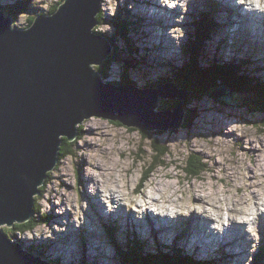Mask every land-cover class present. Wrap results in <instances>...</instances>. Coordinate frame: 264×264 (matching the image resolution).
<instances>
[{
  "label": "rangeland",
  "instance_id": "obj_1",
  "mask_svg": "<svg viewBox=\"0 0 264 264\" xmlns=\"http://www.w3.org/2000/svg\"><path fill=\"white\" fill-rule=\"evenodd\" d=\"M14 1L15 0L8 1L9 5L10 6L13 5L12 2ZM60 1L62 0H32L31 4H32L33 9L35 8L37 9L38 13L41 11L49 12V10L51 9L50 7L52 5L60 3ZM141 1H144V0H137L138 11H139L138 13L140 14L138 16L137 15H134V16L125 15V18L123 20L124 22L127 23V26H128L127 36L129 40H135V41H131L132 46L134 47L139 45L138 41L140 39L142 41L145 39L144 31H146V29L144 28V25L150 26L151 22L153 23L161 19V17L158 16L160 14V9L158 8H161L162 3L164 5V2H165V4H167V7L178 6L179 10L181 9V11L183 12H185L184 10H186V7L182 5L183 2L178 3L177 1H173V0H161L162 2H160L159 0L158 1L145 0L144 3L139 5ZM117 2L119 3V5L117 4ZM123 2H125V0H103L102 2L103 4L101 5V11L105 13L106 22H109V21L111 22L112 18L113 19L117 18L115 15H117V11L119 10V7L123 6ZM240 2H243V1L240 0ZM64 3H65V0L60 4V6L63 5ZM259 5L262 11L264 0H259ZM124 6H126V4ZM127 6L129 9H135L130 4V2L127 3ZM244 6H247V5L244 3ZM152 8H154V11H155L154 17L151 16V13L148 12V9H152ZM203 8L204 6H200V10ZM205 11H207V9ZM239 12L241 13V23H242L243 29L250 28L251 31H254L257 33V37L260 38L261 41L264 40L263 32L255 29L254 26L253 27L250 26L253 23L258 24L257 19L260 17H264V9L261 15L259 14L254 15V13H252L251 19L247 17V14L245 13V10L243 8H241ZM165 13L166 12L164 11L163 15ZM207 13L213 14L212 11L211 12L207 11L206 14ZM33 14H37V12ZM120 14L121 12L119 13V15ZM141 16L144 18L145 22H143V19ZM137 17L142 22V24L139 25V28L137 27L135 30L131 32V29L129 28L131 24L129 23V21H135ZM178 18L179 20L175 22L176 24L178 22H182L184 19L183 15ZM18 19H19V23H23V25L26 24L28 21V19H25L21 15L20 17H18ZM15 23L18 24L17 21H15ZM114 23L117 25L116 21H114ZM95 27H97V25H95ZM114 27L116 26L114 25ZM150 27L152 29L155 28L153 26H150ZM103 29L106 31L105 33H108L109 30L111 29V26L108 24L107 26H104V28L103 26L101 27L98 26L96 30L102 31ZM160 34L164 36V32H160ZM169 36L172 39V44L170 48L164 46L165 49L169 51L171 54L175 53L174 55L176 56V52H177L176 48H178L179 44H181L179 48L184 54H186V50L187 48H189L188 44L179 43V42L176 43L177 38L179 36L173 31L169 33ZM240 36L242 37V35ZM183 37L186 39L189 38L185 36L184 34H183ZM152 42H154V40H152ZM159 43H163L164 45H167L168 41H162ZM247 43L251 44L254 47H262V45H258L256 43H252V42H247ZM155 44L157 45L156 42ZM117 47H120L121 50H124L122 44L120 43L117 45ZM146 48L148 47H146L144 43L142 42L140 44V49H141L142 54H145L146 52H148ZM171 48L173 51L171 50ZM200 49H203V48L201 47L199 48V53H202ZM263 49H264V46H263ZM238 51L239 50H236L234 52L246 54V52L250 50H244L242 52H238ZM263 52L264 50H262L261 53ZM136 53H137V56L139 57L140 55H139L138 50H136ZM154 56L157 59L159 58L157 56V51L150 52L146 57H148V60L150 62L152 59L154 62H156V58ZM140 57L143 58V56H140ZM251 57L253 58L254 56L252 55ZM193 63H194V59H193ZM96 66L98 67L100 66V64ZM207 66H209V64H207ZM224 70L226 69H223V71ZM212 73L213 71L210 72L211 76H212ZM215 73L217 74L216 77H222V76H219L220 73H217V71H215ZM256 75L258 78L263 79L264 69L257 71ZM151 76H153V73ZM225 77H227V75ZM102 81L105 84H109L107 81H104V80ZM255 84L256 83L253 82L252 86H255ZM217 86H219L220 88L222 87L226 89V91H229L230 89L229 87H228L229 89L226 88L227 86L225 84H217ZM188 94L189 95L185 97V100L183 103V109L184 107L186 109L188 108V110L192 109L191 108L192 106L190 105L189 107L187 106L188 103H192V104L195 103L193 105H196L198 108L201 109V111L197 113V115L194 117V120L192 121V124H194V128L192 129V131L187 132L181 129L180 127L176 130L173 128H169L166 130L167 135L165 136L163 135L164 133H159L155 131L153 133H150L146 137L147 140L144 141L145 142L144 145L142 142L143 139L141 138V136H143L142 135L143 132L137 131L135 127H129L126 132L124 133L121 132V135H118L114 129H107L109 120L104 121L101 119V121L105 123V125L103 123H99V121L96 120L94 117L84 120L78 127V129L81 128L82 130L79 139L75 138V140L73 141H68L69 150L71 151V153L70 154L66 153L64 155L62 154L60 156L59 164L57 160L56 166L55 167L53 166L51 170L45 172L44 175L48 173V177L45 183L42 186L40 185L36 186V191L40 190V193L38 195L37 194L33 195V198H35L34 204H33L34 210H32L33 219H31L32 224H34L32 225L33 231L29 234L27 233L22 234L21 232H18L17 230L10 229V228L13 229L14 225L8 227L6 224L0 225V228L1 227L8 228L9 229L8 236L10 240L12 242H15V243L17 242L21 245H24L25 242L33 240V238L36 236L38 237L39 235L38 225L39 224H47V225L52 224L50 222V217L54 225H57V227L61 228L62 230H66L67 228L65 226L58 225L57 222H59L60 219L61 221L65 219L64 217H68L69 219L66 221H68L67 223L69 224V228L71 227L73 229V231L70 232V236L77 237V236H80V233H81L82 237H84L86 232L84 231L85 223L83 220L87 217L90 221L93 220V216L89 213V211L93 209V206L92 205L89 206L86 202V199L84 200V202H79V203L75 202V199L77 198L76 188L78 187L77 185L78 184L77 182L78 174L80 175L81 181L91 178L93 180L92 182L95 188L99 184L96 181L98 182L103 181L104 188L99 186V188L103 189V191L100 190V194H107L109 198L117 199L118 201L123 203L122 206L124 208L126 207L127 204L133 205V208L137 206L135 203V199L137 198L136 195L138 194L132 195L131 190L133 189L134 191L133 190L132 191L133 193H135V189L138 187L139 190L142 192L140 195V198L146 195L145 199H146V202H148L147 207H144V203H143V206H141V208L139 207V209L149 210V213L150 211H153L154 209L155 211L153 215H156V216L158 215L159 210L162 209L163 212H167L168 210H170L172 212L171 217L173 216V214L176 217H178L180 214V212L178 211L179 208L176 206L174 207V209L169 208L170 200H174V202H181V203H184L190 200L192 196H194V194L191 196L192 186H194L198 190L196 193V196L201 199L210 200L209 204L213 206L212 208H214L215 213L219 214V212L222 211V216L223 215H228V216L238 215L239 217L245 216V215H242V214L240 215L235 212H230L229 207L234 208V206L236 204L239 205V203L244 204L243 205L244 209L245 208L249 210L252 209V212L260 208L261 205H257L255 203L256 200H251L247 202V204L242 203V201L245 198L244 196L246 195V193H248V191H250L247 189V185L252 182L256 184L258 188H260L259 189L260 194H263L261 195V197H259V199H264V181H262L260 184V180H258V177L254 178V175L249 176L248 170H247L248 167H253L255 165V162H257V164L260 165V168L256 169L257 172L264 170V152H263L264 151V132H261L255 126H248L245 124L246 122H251L254 119H256L257 115L256 114L253 115L247 112L242 107L236 111V117L234 119H232V117H234V114H235L234 112L232 113V117L218 116V114L214 113L212 110L206 109L204 105H198L196 102H194V97L196 100L198 96L193 95L192 92H188ZM239 96L242 97L241 93H239ZM248 104L250 105L251 102L246 101L243 104V106H245L246 109H248L250 108ZM218 107L221 110H226V109H222L220 106ZM238 107H240V105H238ZM165 111H169V109L160 110L158 111V113L165 112ZM242 119H244V121ZM182 124H184V122ZM261 127L263 128L262 124H261ZM77 134H78V131H77ZM244 136L248 138L246 141L247 144L244 143L247 147L242 146L243 142L241 144H238L236 141L237 138H240L241 140H243L245 138ZM149 140H154L156 144L162 147L163 151L166 153V156L163 160V163L160 165H156L155 168L152 170V172H150L151 174H148V173L143 174L144 167L142 166L146 164L147 165L151 164V158L149 157V155L151 154V149H149ZM227 140H230L231 142H227ZM250 145H253V146H250ZM247 148L251 149L252 151L256 153L254 157L253 155L249 154V151ZM126 149H131L129 150V152L131 151V154L135 158H140L141 154L143 158L140 161H138V159H135L132 155L129 156L130 153L129 152L127 153L125 151ZM145 154L147 155V157H145ZM188 159H190L192 164H195L200 167L199 170L200 172H202L201 176L199 177L189 176L185 173L184 166ZM193 159H196V161H194ZM220 166L222 167L220 168ZM218 167L219 169L215 172L214 175L209 173L208 169H217ZM222 168H229V170L225 174V172H221ZM232 173H234V180L236 182V185L234 182H232L233 186H230L231 185L230 181L232 180V177L230 175ZM166 175H168L170 178L169 177L165 178ZM170 185L172 186V188L178 187L176 188L178 189V191L173 193V190ZM91 190L92 188L88 189L87 191L89 192ZM156 193H159V195L157 196ZM172 193L174 196L172 195L171 199L169 200V195ZM93 199L94 198L91 196V203L95 207V204H94V201H95L98 210L101 213H103V208L101 207L99 200H97V197L95 200ZM50 201L51 203L56 205L54 207L55 208L54 212L48 210L50 206L47 204ZM236 201H238V203ZM58 203L61 204V208H57L59 207ZM124 208H123V211H124ZM112 210L117 212L116 208ZM197 211L198 209H195V212H193L191 216L188 217L186 215L185 217L182 218L183 220L175 219V221H170L167 218V216H165L164 218H159V217L153 218L152 217L153 215L149 213H144L146 211H141L138 214H136L130 210L128 212H125L126 215L124 216L127 218L128 222L133 221L135 218L141 219V217L143 216V213L147 215V219L151 218L152 220H156L155 224H151L150 228H147L144 230H145V234L148 233L149 231L153 233L157 232L158 235L162 234V236H167L169 234V236L162 237L158 240V243L161 244L162 246L171 247L172 245L175 244L174 242L173 244H171L173 238L177 235H183L185 237L184 239H179V237H176L175 240H177V243L182 244L184 246V247H181V249L185 253L186 252L190 253V250L192 252H195L197 248L199 249L201 253H208L212 249V246H210L206 241H202L198 237H196V234H199V233L197 231V227L195 226L194 219L192 218V216L194 214H197L200 218L202 216L198 214ZM94 212L95 210L93 211V214ZM229 214H233V215H229ZM44 215L45 216L47 215L49 218H44L43 217ZM181 224H189L187 226V229H188L187 232H184V233H181V231L175 232V227L180 226ZM216 224L219 225L218 223H215V221L210 222V225L212 227L216 226ZM119 225L124 230L125 224L119 223ZM136 232L139 235H141L138 231ZM187 233H189L190 235L187 236L186 235ZM94 234H95V230H94ZM94 234H92L88 238L86 237V239L85 238L82 239L83 241L79 242V247L76 250V252L77 251L81 252L82 251L81 249L83 247H87V244H86L87 239H90L92 242L100 241V243L102 241L106 243L107 241L115 240V239L102 240L101 238H98L96 234L95 235ZM105 235L109 237H115L116 233L112 231V235H109L108 233H106ZM145 237H148V236H145ZM24 238H25V241H23ZM139 241L137 240L138 243ZM52 244H54L52 241L49 243L44 241L42 245L44 247L46 246V251L48 252L49 250H54L50 248ZM120 245L122 248V253H125L126 250H130L133 247V246L126 247V243H121ZM146 245L156 246V242L146 241ZM98 249L94 251L96 256L98 255V252H99ZM23 250L24 252L36 258V256H34L31 252L28 251L27 247ZM166 250L167 249H165V251ZM105 252L101 249L99 254L104 256L108 264H117L115 263L117 262V259L114 257V261H113V259L110 256L108 257L106 256ZM255 252L256 251H253V254H255ZM139 253H140V249H138L137 251L138 256H139ZM201 253L198 252V253H190V254L198 256L195 259L201 260L204 258L203 257L204 254H201ZM219 254L220 255L218 257L215 256L216 258H215L214 264H239L238 261L241 260V259H238L235 262L234 261L231 262L229 261L230 259L227 258V260L220 261L221 258L224 257L223 256L224 254H222L221 250H219ZM57 255L63 256V254L56 253V252L48 256L52 257L55 261L56 260L58 261L59 258ZM110 255L113 257V254H110ZM96 256L95 257L92 255L90 256L92 260L94 261L93 262L94 264L99 263L96 260ZM65 257L63 258V260H66L67 257L69 256L65 255ZM86 257H87V254H86ZM158 257L159 256H152V257L146 258L147 260L145 261V263L146 264H157L155 263V260H159ZM101 258L102 257H100L99 260ZM170 259L172 260V258ZM69 262H71V260H69ZM85 262L83 263L85 264ZM64 263H68V262L64 261ZM104 264H106L105 261H104ZM242 264H248V263L246 262L244 263L243 261Z\"/></svg>",
  "mask_w": 264,
  "mask_h": 264
},
{
  "label": "water",
  "instance_id": "obj_2",
  "mask_svg": "<svg viewBox=\"0 0 264 264\" xmlns=\"http://www.w3.org/2000/svg\"><path fill=\"white\" fill-rule=\"evenodd\" d=\"M101 1L65 0L55 14L25 29H14L0 12V225L30 219L36 186L55 167L62 141H73L85 119H109L118 135L137 127L147 130L146 137L183 123L188 93L160 88L141 96L128 87L103 85L90 69L109 54L108 43L90 33ZM197 96L195 102L224 117L234 112V119L240 108L239 95L222 87ZM165 101L176 109L158 113ZM254 121L259 122L245 124L255 126ZM21 251L1 227L0 264H47Z\"/></svg>",
  "mask_w": 264,
  "mask_h": 264
},
{
  "label": "bare ground",
  "instance_id": "obj_3",
  "mask_svg": "<svg viewBox=\"0 0 264 264\" xmlns=\"http://www.w3.org/2000/svg\"><path fill=\"white\" fill-rule=\"evenodd\" d=\"M160 1V0H159ZM145 2V0L144 1H141L140 3H139V5L140 4H142V3H144ZM161 2V1H160ZM233 2H235L234 0H205V1H199L198 2V4H199V6H204V7H206V9H207V11L208 12H211L212 11V9H213V5H217L218 4V12L216 13V15L218 16L219 15V13H225V12H227L228 10H230V8H233L234 10H235V16L237 15V14H240V17H239V15H237L235 18H233V20H235V19H238L237 21H235V25L233 26V30H236L237 29V33L238 34H240V35H242V37L244 38V40L246 41V42H252V40L255 42V41H261L260 40V38H258L257 37V33L256 32H254V31H251L250 30V28H246V29H243V26H242V23H241V13L239 12V10H241V8L242 7H240L241 5H239L241 2H240V0H238V5L237 6H233L231 3H233ZM210 3V4H209ZM246 4V3H245ZM247 5V4H246ZM236 9H235V8ZM158 9H160V14L158 15V16H160L161 18H165V21L167 22V23H169L170 22V20H168V18H167V15H169L170 16V18L172 19V23L174 24L175 22H176V18H178V17H180L181 15H183V11H181V9H180V13L178 14V16H173V11H176V10H178L179 9V7L178 6H172L171 8H170V10H167V9H165V8H163L162 6H161V8H158ZM166 12L164 15H163V12ZM206 11V12H207ZM148 12L149 13H151V16H153L154 17V15H155V11H152V9H148ZM212 13L214 14V12L212 11ZM213 14H211V13H207L206 14V17L208 18V22L206 23V24H209V26L211 25V17H212V15ZM262 14V12L261 13H259V15H261ZM251 15V14H250ZM254 15H256V14H254ZM48 15H46V12H45V17H47ZM174 19V20H173ZM168 20V21H167ZM95 21H96V17H95ZM222 21H224L225 23H230L231 22V20H229V19H226V18H224V17H222ZM234 22V21H233ZM257 22L258 23H260V22H264V17H260V18H258L257 19ZM96 24L95 25H97V21L95 22ZM152 23V22H151ZM206 24H204V25H202L201 27H200V32H202L204 29H205V26H206ZM95 25L93 26V28L91 29V31H90V33H91V35H94V36H97V37H100V38H103L107 43H108V45L110 44L109 43V41L107 40V38H104L103 37V35H97V34H95V33H93V31H95V32H101V33H105L106 31L103 29L102 31H97L96 30V27H95ZM117 25H118V23H117ZM251 27H253V25L251 24L250 25ZM114 27V26H113ZM14 28V27H13ZM103 28H104V26H103ZM115 28V27H114ZM202 28V29H201ZM15 29V28H14ZM123 29V28H122ZM243 33V34H242ZM264 34V33H263ZM160 35H162V34H160ZM163 36V35H162ZM170 37V36H169ZM201 38V43H200V47L201 48H203V49H200L201 51H202V53H207L209 50H210V48L208 49V50H205V48H204V46H203V40H202V36L200 37ZM262 41H264V40H262ZM254 42H252V43H254ZM188 44V43H187ZM262 45V44H261ZM110 46V45H109ZM111 48V47H110ZM244 50H251V49H249V45H246V46H243L238 52H242V51H244ZM109 55L110 56H112L111 55V53H109ZM219 64H220V61H219ZM91 65V64H90ZM90 69H91V67H90ZM209 69L211 70V71H215L216 70V67H214L212 64L210 65V67H209ZM96 74V73H95ZM221 74H225V76L227 75L228 76V74H226V73H221ZM97 75V74H96ZM99 78H100V76L99 75H97ZM225 76H222V77H225ZM227 87H229L228 85H226ZM146 88L149 90V89H152L151 88V86L150 85H147L146 86ZM192 107H194V106H192ZM191 107V108H192ZM154 113H157V112H154ZM92 118V117H91ZM90 119V118H89ZM105 120H109V119H105ZM135 129L137 130V131H141V132H145V131H147V130H142V129H140V128H137V127H135ZM157 132V130H152V131H150V133H153V132ZM162 133H164L163 135L165 136V135H167V132L166 131H162ZM144 134V133H143ZM162 135V136H163ZM243 137V136H242ZM245 138L243 139V140H241L240 138H237L236 139V141H237V143L238 144H241L242 142V146H245V147H247L245 144H247L246 143V141H247V137L246 136H244ZM227 142H231L230 140H227ZM245 143V144H244ZM231 144V143H230ZM250 146H253V145H250ZM263 146V145H262ZM260 147V146H259ZM251 148V147H250ZM248 149V151H249V154H251V155H253V157L255 156V152L254 151H252L251 149H249V148H247ZM263 149V148H262ZM261 151V150H260ZM263 151V150H262ZM258 152V151H257ZM264 152V151H263ZM260 157V156H259ZM258 157V158H259ZM254 160H256V159H254ZM259 160V159H258ZM189 161V160H188ZM222 166H220V168H221ZM227 167V166H226ZM230 168V167H229ZM229 168H222V171L221 172H225V174L228 172V170H229ZM257 168H260V165H258L257 164V162H255V165L253 166V167H248L247 168V170H248V174H249V176L250 175H254V178L255 177H258V180H260V184H261V182L262 181H264V170L262 171L261 169V171H259V172H257L256 171V169ZM219 169V167L217 168V169H208V171H209V173L210 174H212V175H214L215 174V172L217 171ZM250 169V170H249ZM259 170V169H258ZM128 171V170H127ZM233 171V170H232ZM254 171V172H253ZM169 172V171H168ZM231 172V171H230ZM175 173V172H174ZM235 173V172H234ZM234 173H232L230 176L232 177V180L230 181L231 182V185L230 186H233L232 185V182H234L235 183V185H236V182H235V180H234ZM47 175H48V173H47ZM171 175V174H170ZM169 176L168 175H166V177L165 178H168ZM229 177V176H228ZM252 177V176H251ZM170 178V177H169ZM182 181V180H181ZM248 182H250V181H248ZM179 183H181V182H179ZM180 185V184H179ZM234 185V186H235ZM171 186V185H170ZM176 186V185H175ZM169 187V186H168ZM171 188H172V186H171ZM176 188H178V187H176ZM176 188H172V190H173V193L174 192H177L178 191V189H176ZM182 188V187H181ZM187 188V187H186ZM135 189V188H134ZM229 189V188H228ZM237 189H239V188H237ZM247 189L248 190H250V191H248V193H246V195L244 196L245 198H244V200L242 201V203H246L247 204V202H249V201H251V200H256L255 201V203L257 204V205H261V208H264V199H259V197H261V195H263V194H260V192H259V189L260 188H258L257 187V185L256 184H254L253 182L252 183H250V184H248L247 185ZM165 190V189H164ZM134 191V190H133ZM167 191V190H166ZM197 188H195L194 186H192L191 187V196L194 194V196H192V198L190 199V200H188V201H186V202H184V203H181V202H172L171 203V207L169 206V208H171V209H174V207L176 206V207H178L179 208V212H180V214H179V216L178 217H176L175 219H181V220H183L182 218L183 217H185L186 215L189 217V216H191L192 215V213L193 212H195V209H198V214H200V215H202L201 216V218L197 215V214H194L193 216H192V218L194 219V223H195V226L197 227V231H198V233L199 234H196V237H198L200 240H202V241H206L210 246H212V249L210 250V251H212V250H214V249H218L219 250V248H222L223 249V252H222V254H224L225 256L224 257H226V258H221V260L220 261H224V260H227V258L228 259H230L229 261H231V259H234L235 261L236 260H238V259H241V260H239L238 262H239V264H242V262H240V261H242L243 260V258L246 256V253H247V248H248V243L245 241V240H243L244 238H245V236H242L243 235V230L240 228V227H238V226H236V225H234L233 226V228H234V230L237 232V233H234L233 232V230H228L227 228H223V226H219V225H216V226H213L214 227V229L215 228H218V227H220V229H224V230H222V235L221 236H217V235H214V233H213V231L210 229V227H209V229H208V224L215 218V216H217V218H222V216H218L219 214H216L215 213V211H214V208H212L213 206H211L210 204H209V201L210 200H208V199H201V198H198L197 196H196V193H197ZM165 192V191H164ZM141 191L139 190V188L137 187L136 189H135V194H138V195H136L137 196V198L135 199V203H136V205L137 206H139L140 208H141V206H143V203H144V207H147V205H148V202H146V199H145V197H146V195H144L143 197H141L140 198V195H141ZM173 193L172 194H170L169 195V200H170V198H171V196L173 195ZM188 194V193H187ZM156 195L158 196L159 195V193H156ZM185 195V194H184ZM241 195V194H240ZM239 195V196H240ZM120 196V195H119ZM174 196V195H173ZM139 197V198H138ZM241 197V196H240ZM224 198V197H223ZM239 198V197H238ZM263 198V197H262ZM154 199V198H153ZM50 200V199H49ZM158 200V199H157ZM241 200V199H240ZM165 202V201H164ZM237 203H238V201H236ZM211 203V202H210ZM259 203H261V204H259ZM167 204H168V202H167ZM170 204V203H169ZM47 205H49L50 207H49V209L48 210H50L54 205H53V203H51V201L50 202H48V204ZM64 205V204H63ZM62 205V206H63ZM243 205L244 204H240L239 203V205H235L234 206V208H232V207H229L230 208V212H235V213H238V214H242V215H245V216H243V217H239L238 215L236 216H228V224H230L233 220H236V221H240V222H243L242 220H244V221H250L251 220V218L253 219V217H254V215H256L257 217H259L260 215L258 214V212H259V209H257V210H255L254 212H252V209L251 210H249V209H244V207H243ZM251 205H252V203H251ZM250 205V206H251ZM60 206H61V204H60ZM256 206V205H255ZM246 207V206H245ZM257 207V206H256ZM255 207V208H256ZM232 208V209H231ZM248 208V207H247ZM258 208V207H257ZM47 209V208H46ZM150 209V208H149ZM51 211H53V209L51 210ZM153 211H155L154 209H153ZM251 211V212H250ZM218 212H219V210H218ZM66 213V212H65ZM111 213H116V211H112ZM144 213H147V211L146 212H144ZM143 213V216L141 217V219H138V218H135L133 221H130V222H128V224H130V225H134V224H136L138 227H140V230H141V232H143V233H145V230L144 229H147V228H150L151 226V224H155L156 223V220H152L151 218H148L147 219V215H145ZM64 214V213H63ZM229 215H233V214H229ZM153 218L155 217V216H152ZM172 218L174 219V215L172 216ZM216 218V219H217ZM220 218V219H221ZM263 218V216L262 217H260L259 218V220L260 219H262ZM55 219V218H54ZM27 220V219H26ZM26 220L25 221H23V222H20V223H17V224H23V223H25L26 222ZM56 220V219H55ZM147 221H148V223H147ZM16 222V221H15ZM27 222H29L28 220H27ZM50 222L53 224V226H55L54 225V223H53V221L51 220V217H50ZM116 228L117 229H119V230H121L122 231V228H121V226L119 225V223H116ZM160 225V224H159ZM212 225H213V223H212ZM210 226V225H209ZM70 229H72L71 227H70ZM127 228H126V226H124V230H126ZM159 229V228H158ZM87 230H89V227H87V228H85V236L84 237H82V235H81V233H80V236H77V237H75V236H70V234H69V231L68 230H66V231H63V233L62 234H60V235H58L60 238H64L65 236H67L68 238H69V242L67 243V248H60L59 250H49L48 252L46 251V249H45V247L42 245V244H36L35 245V247H34V250H35V253H36V255H39V256H46V260L47 261H51V263L52 264H55L56 263V261L52 258V257H49L48 255H52V253L51 252H56V253H61V254H63V257H65V255H67V256H69V257H67V259H70L71 257H72V254L71 253H74L77 249H78V247H79V242L80 241H83L82 239H86V237L88 238L89 236H91V234H92V232H93V230H91V231H89L90 233L88 234L87 233ZM112 229H109V231L107 232L109 235H112V231H111ZM25 233H29V231H27V232H25ZM187 236H189L190 234L189 233H187L186 234ZM32 237V236H31ZM145 239V237H144V235L142 236V239ZM185 237L182 235V236H179V239H184ZM31 239V238H30ZM57 239H58V237H57ZM143 239V240H144ZM55 239H53L52 240V242L53 243H55ZM46 242V241H45ZM87 243V247H83L81 250L82 251H84V252H87L86 254H87V257H86V259H87V261L85 262V264H94L93 262V260H92V258L90 257L91 255L92 256H96V254L94 253V251H96L98 248V251H101V243H100V241H94V242H92L90 239H87V241H86ZM140 242V241H139ZM120 245V244H119ZM121 246V245H120ZM96 247H97V249H96ZM160 247H162V251L161 252H163L165 249H168V248H166L167 246H162V245H160ZM169 248H171V247H169ZM172 250L174 251V252H176V250H174L173 248H172ZM215 252V251H214ZM176 253H180V252H176ZM37 258V257H36ZM66 258V257H65ZM37 259H40V258H37ZM40 260H42V259H40ZM42 261H44V260H42ZM45 263H47L46 261H44ZM47 264H49V263H47ZM74 264H78V263H76V262H74Z\"/></svg>",
  "mask_w": 264,
  "mask_h": 264
},
{
  "label": "trees",
  "instance_id": "obj_4",
  "mask_svg": "<svg viewBox=\"0 0 264 264\" xmlns=\"http://www.w3.org/2000/svg\"><path fill=\"white\" fill-rule=\"evenodd\" d=\"M64 0L60 1V3H57L55 5H52L49 10V14H55V12L57 11V9L59 8V5L63 2ZM25 8V7H24ZM23 10L22 8H19V6L15 9L13 8H6L3 9L0 6V12L2 13H6V15L8 17H14L17 15V13L19 11ZM104 14V15H103ZM124 16V15H123ZM34 20V17L32 16L31 18L28 19L27 25H31L32 22ZM105 13L103 11H100L96 16V21L97 23V27L98 26H104L105 25ZM120 20V18L118 19ZM208 22V20L203 19V21L201 22L199 20V18L195 17L192 26H194L195 30L197 33H204L207 31V28L205 27V29L200 32V27L204 24H206ZM110 25H112V27L115 25L116 27L113 29V35L109 36L105 33H101V32H95L93 31V33L97 34V35H103L104 38H107V40L109 41V45L111 47V49L114 48L115 44H118L120 42L119 38L124 39L125 43L128 45V42L126 41V37L124 35L128 34V26L127 23L124 22L123 20H121V22H118V25H116L114 23V19H111V22H107ZM211 26V25H210ZM96 27V29H97ZM123 28V29H122ZM203 40V38H202ZM200 43H201V39H198L196 43L192 44L193 49H194V54L193 56L196 57L197 55H201L202 53H199V48H200ZM187 55H191L190 53H187ZM203 55V54H202ZM128 57L131 58V60L135 63V65L137 67H139L140 69L142 68V64L143 62H146L144 64V70L146 72V74L149 77V83L148 85L151 86L152 89H157L159 87V83H161L160 85H163L166 82H173V83H178L180 88L186 89L188 91H191L193 93V95H201L204 93H209L211 92L210 89L211 88H215L217 87V84H225L228 85L230 90L236 92V93H241L242 97L245 100H243V103L240 104V108H244L247 112L253 114V115H257V120H259V122L257 123L256 121H254L255 123V127L257 129H259L261 132H264V84L255 81V80H251L248 79L246 76L241 75L239 78H228V77H216L217 74L215 73V71H217V73H220L219 76H225V74H221L223 68H217L216 70L212 73L213 76L210 75L211 70H209V68L207 67H201L199 66V63H193V59H189L187 62L184 64L182 71L175 73L173 76L174 78L168 77L166 80L161 81L159 80L158 82H154L153 80H151L150 76L153 73L154 68H151L150 65L148 64L150 61L147 60V58L143 57V62H139L135 59V54H127ZM109 59H113V57H109ZM223 59H220L219 61H221ZM110 60H105L104 63L102 62V65L99 67H96V71H98L101 74V80H105L108 75H109V67H110ZM140 64V66H139ZM161 64V63H160ZM163 64V63H162ZM195 64H197L198 66H195ZM158 65V64H157ZM165 66L166 65H162ZM147 67V69H146ZM149 68V69H148ZM228 69H233L236 70V68L234 67H230ZM143 70V69H141ZM227 70V69H226ZM125 75L127 76V73H125ZM122 74H120V77L122 78V80L124 81V84H130L133 85L134 82L129 78L126 77ZM255 82V86H252V83ZM146 87V86H145ZM146 89V88H145ZM195 99V97H194ZM197 99V98H196ZM249 101L251 102V104L248 106L250 108V110L246 109L245 106H243V104ZM178 104V103H176ZM195 104V103H193ZM192 103H188L187 106H194L192 107V109L188 110V108L186 109L184 107V116H183V122L184 124L181 125V129L190 132L192 131V129L194 128V124H192V121L194 120V117L197 115V113H199V111H201L200 108H198L196 105H193ZM162 105H165V109H169L172 110L175 106H174V102H169V101H165L163 102ZM206 109H210V107H206ZM198 111V112H196ZM221 116V115H218ZM261 124L263 126V128L261 127ZM81 128L78 129V134H77V139H79L80 135H81ZM143 136H141V138H143L144 141H146V136H144V134H142ZM153 146V150H151V154L149 155V157L151 158V164L150 165H143L142 167H144V174L145 173H149L152 172V170L155 168L156 165H160L163 163V160L165 158V152L163 151L162 147H160L158 144H156L155 142L152 143ZM150 147V145H149ZM60 152H59V158H60V154L64 155L66 153L70 154L71 151L69 150V143L67 140H63L60 146ZM131 154V151L129 152ZM132 155V154H131ZM169 155V154H168ZM133 156V155H132ZM142 156V154H141ZM140 158H134L138 159L139 161L143 158V156ZM145 157H147V155L145 154ZM189 160V161H188ZM185 163L184 166V171L187 175L189 176H201L202 172H200L199 170V166L192 164L190 159H188ZM194 161H196V159H193ZM190 163V164H189ZM150 168V169H149ZM34 207V206H33ZM33 217V216H32ZM44 218H49L47 215L43 216ZM33 219V218H32ZM32 221L30 220L29 222H25L23 224H14V228L15 230L25 233L27 231H32ZM11 229V228H10ZM14 230V229H11ZM9 229L6 227H3V232L7 235L8 234ZM46 249V246H45ZM28 251L30 252H34L35 250L33 248H29ZM137 254V253H136ZM133 252H129V253H124V255H121L123 257V264H146L145 261L147 260L146 258L144 259L142 257V255L138 254L136 255ZM181 254V253H180ZM182 255V254H181ZM41 257H45V256H41ZM159 260H155V263L157 264H199L198 262L196 263L195 261L191 260V259H184V258H180L179 260H177L175 258V260H171V259H165L162 257H158ZM144 259V260H143ZM58 264V263H55ZM84 264V263H83Z\"/></svg>",
  "mask_w": 264,
  "mask_h": 264
}]
</instances>
